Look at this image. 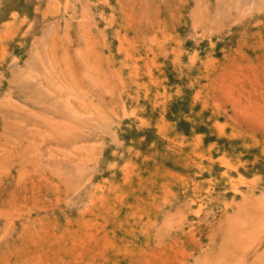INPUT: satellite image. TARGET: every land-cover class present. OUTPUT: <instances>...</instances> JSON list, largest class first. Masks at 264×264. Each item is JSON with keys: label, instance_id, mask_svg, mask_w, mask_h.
I'll use <instances>...</instances> for the list:
<instances>
[{"label": "rangeland", "instance_id": "1", "mask_svg": "<svg viewBox=\"0 0 264 264\" xmlns=\"http://www.w3.org/2000/svg\"><path fill=\"white\" fill-rule=\"evenodd\" d=\"M0 264H264V0H0Z\"/></svg>", "mask_w": 264, "mask_h": 264}, {"label": "bare ground", "instance_id": "2", "mask_svg": "<svg viewBox=\"0 0 264 264\" xmlns=\"http://www.w3.org/2000/svg\"><path fill=\"white\" fill-rule=\"evenodd\" d=\"M258 242H260V241H258ZM257 245V244H256Z\"/></svg>", "mask_w": 264, "mask_h": 264}]
</instances>
